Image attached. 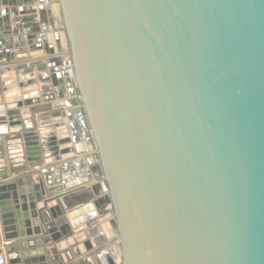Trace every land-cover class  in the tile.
<instances>
[{
	"label": "water",
	"instance_id": "obj_1",
	"mask_svg": "<svg viewBox=\"0 0 264 264\" xmlns=\"http://www.w3.org/2000/svg\"><path fill=\"white\" fill-rule=\"evenodd\" d=\"M35 1L0 0V46L23 28L29 40L47 31ZM45 1L69 48L57 71L63 60L46 34L30 46L49 55L38 71L53 100L25 92L36 62L0 69V110L5 92L20 89L0 125L21 126L7 138L19 164L0 169V264L81 256L54 164L82 137L98 155L119 264H264V0ZM64 76L74 97L59 102ZM29 105L55 119L15 120ZM60 126L69 134L57 135Z\"/></svg>",
	"mask_w": 264,
	"mask_h": 264
},
{
	"label": "crops",
	"instance_id": "obj_2",
	"mask_svg": "<svg viewBox=\"0 0 264 264\" xmlns=\"http://www.w3.org/2000/svg\"><path fill=\"white\" fill-rule=\"evenodd\" d=\"M22 3H25L27 0H21ZM41 5H44L45 8V18L50 21L48 24L49 28L46 32H39L41 35L40 39H27V30L23 28L22 35H13L7 34L6 41L7 44H3L0 47L3 48L2 53L0 54V69H8L12 67L16 62H21L24 60H29L32 62H36V79L35 84L29 86L25 89V92H32L31 97H41V98H49L53 100L52 94L54 95V91L47 89L42 90V87L45 85L48 86L46 81L40 80L39 75H43V71H38L39 68H43L42 66H49L47 55L43 50H30V46L34 44H42L43 36L46 34L48 38L49 44L54 47V54H50V56L61 57L63 63L61 65H57V71H61L62 69L67 67V59L68 55L65 53V43H67L64 29L61 25L59 16L57 15L54 8H52V2L45 1L44 4L40 3V0H36L33 4L34 9H39ZM48 6H51V11L46 10ZM22 6H19V9ZM0 8L5 9L6 6L1 5ZM42 12L38 10L37 12V20L42 21ZM11 26L14 25V16L10 17ZM42 24V23H41ZM13 38V40H11ZM23 41L26 44L21 46V42ZM12 41V42H10ZM11 44L12 47L8 49ZM12 51V56H8L5 52ZM15 52V55H14ZM27 52V53H26ZM26 54V55H25ZM15 57V59H14ZM15 74L13 71H6L4 73L5 79ZM46 80V79H45ZM63 80L65 81V92L64 97H58V93L56 94V101L63 102L67 99H71L74 95L71 93V90L68 86V82L64 76ZM15 90V89H14ZM18 90V91H17ZM19 88L16 87L15 91H7L4 94V101L1 103L5 105L4 110H0V114L5 111L16 108L17 96L19 94ZM43 91V93L41 92ZM54 98V99H55ZM70 109H78L75 105ZM41 108L35 106H23L20 107V116H15V120L17 117L22 119L27 123V125H32L34 128H37V125H41L44 122V119H55L50 116L45 117ZM46 115V114H45ZM65 116L63 112L60 117L56 119L62 120ZM44 118V119H43ZM13 120H10V117L7 118L5 124L0 125V142L4 140V151L0 150V155L5 153L6 159H0V169H4L5 167H10L12 165H18L19 162L17 160L14 161V164L11 162V157L9 156L10 148L8 147L7 138L14 132L19 131L21 126H12ZM55 127V126H52ZM4 128V129H3ZM57 135L66 136L68 135L67 128L57 127L56 128ZM72 134H74L72 132ZM6 140V141H5ZM70 146L74 147L75 152L68 154L66 157H63L59 162H56L55 167L58 169H62L58 173V177L62 175L66 178L64 183H59L60 187H65L64 190L70 189V200L72 202V210L68 212V217L71 220L75 230L74 232H78L77 236L80 240V245L83 249L81 256L75 258V264H119V238L115 233L112 219L114 214L110 209L109 202L107 200L108 190L104 184V178L99 174L95 165L98 163V155L95 153L93 146L89 143V141L82 137L79 140L72 141ZM54 165L49 168H53ZM44 167H48L47 164L42 166L40 169H44ZM12 243L14 240H11ZM6 245V242H3ZM3 255L4 254H0ZM5 257V256H4Z\"/></svg>",
	"mask_w": 264,
	"mask_h": 264
},
{
	"label": "rangeland",
	"instance_id": "obj_3",
	"mask_svg": "<svg viewBox=\"0 0 264 264\" xmlns=\"http://www.w3.org/2000/svg\"><path fill=\"white\" fill-rule=\"evenodd\" d=\"M65 42H66V40H65ZM64 48H65V52H66L65 54L68 55L69 48H68L67 43H65V47Z\"/></svg>",
	"mask_w": 264,
	"mask_h": 264
}]
</instances>
